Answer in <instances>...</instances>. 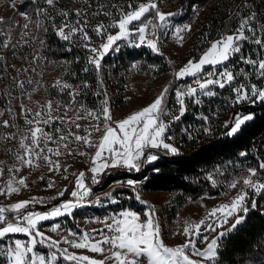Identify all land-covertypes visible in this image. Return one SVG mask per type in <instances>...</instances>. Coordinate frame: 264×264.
I'll use <instances>...</instances> for the list:
<instances>
[{"label":"rangeland","instance_id":"1","mask_svg":"<svg viewBox=\"0 0 264 264\" xmlns=\"http://www.w3.org/2000/svg\"><path fill=\"white\" fill-rule=\"evenodd\" d=\"M57 2L59 1L53 0V4L49 5L46 0H11V3L9 0H0V162H3L0 163V207L11 209L12 205L18 202H29L26 208L18 212H7L5 215L9 222H14V218L22 217L28 212L45 213L65 202L76 203L75 198L71 197V192L78 190L75 180L81 178L89 190V196L81 201V206L75 208L72 214L43 221L38 225V230L48 240L40 243L39 237H37L34 251L45 256L56 253V264H77L76 261L63 258L62 251L65 248L68 249L69 255H83L103 260L104 255L90 252L87 249L72 248L68 243H64V239H78L85 233L97 240L101 239V233L111 236L114 233L108 230L106 223H111L113 217L121 218L120 213L124 210H130L139 215L141 219H146L145 214L154 209L162 241L167 247H179L192 241L198 250L203 251L206 249L207 243H210L212 239L219 238L217 246L219 249L220 243L243 224L247 213L245 214L243 211L237 213L229 218L222 227H218L212 232H209L206 226H202L199 229V235H197V229L194 226L201 221L212 224L220 214L217 213L216 216L209 218V213L222 205H230L242 190L247 192L245 202L248 211L253 208L256 198L262 194H257L252 188H246L243 180L250 178L253 182L264 184V169L260 167L264 158L255 162L250 159L247 153L243 152L238 157L211 168L204 176L209 187L208 190L200 196L188 198L180 206L175 204V195L172 193L144 191L142 189L143 180L138 177L143 169L155 164L161 156L179 155L184 151L186 143L188 144L195 137L212 135L217 125L231 127L234 126V122L238 118L252 117L242 109L260 101L255 99V102L245 100L237 103L234 89L244 86L242 93L250 92L252 86L264 90V77L258 75V65L254 67L244 62V60L259 61L264 59L257 54V44L254 40L260 39V37L256 33L253 20L248 25L252 31L245 29L246 39L237 42L240 52L232 54L228 61L215 68L205 65L196 77L176 78V73L184 68L189 61L198 63L213 42L227 35H236L242 21L251 16L241 17V21L236 27L223 33L216 31L211 34L209 27L203 29V26H200L202 15L199 10L196 9L192 13H188L182 11L175 3L156 0L160 11L165 14H173L167 19L166 25L156 28L154 36L153 28L149 25L146 30L145 44L140 47L134 46L135 43H139L138 35L117 41L114 45L115 50H110L105 55L101 69L97 73L95 66L89 63L92 53L88 51L85 44H88L89 47L99 48L102 41L106 42V35L105 37L99 36L96 29L94 30L90 26L88 20L83 25L84 13L80 11L77 15L79 16L77 17L78 21L76 19L74 25V23L66 21V9L57 8L56 12L57 10L59 13L63 12V18L60 23L55 24L54 17L48 12V9L55 8ZM107 18L108 24H105L107 34L116 35L119 31L118 27H109V25H116L121 16L116 21ZM142 19L158 23L153 13H146L145 18ZM45 21L49 22L48 25L50 24L57 37H60L57 33L61 28L64 34L69 36L67 40L60 37L64 46L69 49L70 47H79L76 51L83 59L79 77L69 68V63L66 60L56 61L48 58L44 53L47 30L44 26ZM139 23L138 21L133 22L134 25ZM25 24L28 25L27 28L24 27ZM185 25H190L191 30L185 28ZM177 28H181L183 31L177 34ZM73 29L77 31L73 32ZM90 31H95L94 36L89 35ZM132 31L136 33L137 30L133 27ZM85 33L91 38L90 41L83 39ZM149 38L157 41L159 54L153 53L146 46ZM244 45H247L248 55L242 53ZM262 49L264 51V47ZM131 51H138L140 57L132 59ZM224 70L234 73L233 81L226 84L224 88H220L218 85L209 86L208 90L213 92L212 96L204 95L198 91L194 97H183L185 111L184 115L180 116V106L175 93L186 91L188 87L199 89V85L196 83L197 79L219 78L218 76L209 77L208 74ZM57 81L61 82V86H57ZM63 84L70 87L65 88L62 86ZM164 88L169 89L164 101L169 113L162 117L167 124L164 142L177 149L175 154L162 147L146 148L145 155H155L157 157L155 161L147 162L142 158L141 161H138L141 163L139 170L129 171L123 167L106 168L98 174V183L93 182V174L90 171L94 166L91 164V160L97 147L88 146L83 141L78 143L74 137H69L68 142L59 144L53 141L47 142L48 148L56 149L61 153L59 156L49 154V159L54 164L58 162L59 171L55 168L50 171V166L42 158L36 161L39 164L38 167L31 168L27 164H20L16 158L18 155H24L27 159L24 150L20 148L19 141L28 136L29 139L24 142L31 146L29 131L31 128L39 126L45 132L52 134L54 141H59L60 136H67L69 131L82 137L87 136L88 133L84 129L92 128V125L96 123L91 117L77 120L76 123L80 124L79 130L75 123L65 125L61 124L59 120H55L49 125H28L26 120L34 119L35 112L46 110L49 101L53 104L52 116H60L65 119L67 117L75 119L77 110L81 116L85 115L84 109L100 111L104 102L107 101V106L113 117L110 124L115 127L116 122L150 105ZM73 94H75V104L68 110L67 117H65L64 105L72 101ZM57 105L60 107L57 108ZM81 105L84 106L83 109L80 108ZM22 109L30 111L22 112ZM173 116L180 118L173 120ZM249 120H245L241 127ZM4 121H8V127L4 126ZM102 123L101 118V126ZM57 128L62 131L57 132ZM13 134L14 138L7 139ZM235 134H231V136ZM101 137L102 131L93 130L89 140L93 145H98ZM64 143H67L68 146L64 147ZM41 147H44L43 140ZM70 150L71 155L68 154ZM79 152H84L85 155L81 156L78 154ZM108 155L107 152L103 153L104 158H107ZM103 162V159L97 160L98 164ZM13 166L19 171L10 172L9 169ZM64 169L67 171L65 172ZM250 169H255L257 174L251 175ZM79 173H84L83 177H78ZM20 179L25 180L24 186L19 184ZM9 180L13 181V187L19 188L18 193H8ZM127 181H133L134 186H130ZM49 183H52L53 187L49 188ZM232 183H235L236 186L229 187ZM61 191L64 192L63 196L58 195ZM137 196L140 197L139 200L136 199ZM236 219H241V223L233 229L232 225ZM55 225H59V228L53 232L51 228ZM188 225H192L193 228L186 235L184 229ZM70 232H75L77 236H69ZM222 232L225 235L220 236ZM203 237H207V240L205 241ZM29 239V236L22 233H9L0 238V260L8 264L6 250L14 248L16 240L26 244ZM49 240L58 241L57 247L50 249L47 246ZM90 242H95V240ZM103 247L110 246L103 245ZM185 254L198 264H217V256L215 261H206L202 257L192 255L190 248L185 249ZM108 264H114V261H108ZM247 264H264V256Z\"/></svg>","mask_w":264,"mask_h":264},{"label":"snow or ice","instance_id":"2","mask_svg":"<svg viewBox=\"0 0 264 264\" xmlns=\"http://www.w3.org/2000/svg\"><path fill=\"white\" fill-rule=\"evenodd\" d=\"M11 3V0H9ZM46 3L51 5L53 0H46ZM131 7V6H130ZM146 13H153L155 19L158 23H153L152 20H145ZM79 15V11L76 13ZM67 15V13H65ZM173 14H165L160 11L158 3L156 0H148L147 3H141L137 8H134L132 11L124 13L121 15L118 23L116 25H109V27H118L119 31L116 35L107 34L106 29L103 25H100L95 30L98 35H106V42L100 44L99 48L89 47L88 44H85V47L88 48V51L92 53L89 58V63L95 66V70L99 73L102 60L110 50H115L114 45L117 41L129 39L133 35H138L139 43H135V47H140L145 44L146 41V30L149 28V25L153 28V36L155 35L156 28H162L166 25L167 19ZM255 17L254 15L247 20L242 21L240 28L237 30L236 35H227L216 42H213L208 49L207 53L204 54L198 63H193L189 61L188 64L182 68L178 73H176V78L180 79L186 76L196 77L200 73L205 65H210L215 68L218 65L223 64L224 62L230 59V56L234 53L240 52L238 41H243L246 39L245 29L252 31L251 28H248L251 20ZM140 22L138 25H134L133 22ZM25 28L28 27L27 24L24 25ZM136 28V33H133L132 28ZM189 31L190 25H185ZM77 31L73 29V32ZM183 29L177 28L176 33L179 34ZM62 39L67 40L68 35L64 34L63 29H59L57 33ZM83 39L90 41V37L85 33ZM254 42L257 45L264 46V39H255ZM6 46V45H4ZM146 46L151 49L153 53L159 54V49L157 47V41L155 39H147ZM245 63L251 64L254 67L258 65V75L264 77V59L259 61L253 60H244ZM87 71V69H85ZM209 77L218 76L219 78H206L203 80L197 79L196 83L199 85V89L188 87L186 91H177L175 93L176 99L179 103L180 116L184 115L185 111V101L183 97H194L197 95L198 91L202 92L204 95L212 96L213 92L208 90L211 85H218L220 88H224L226 84H229L234 79V73L231 71H220L218 73H209ZM57 86H61V82L57 81ZM21 87L23 85H20ZM63 87H70L67 84H63ZM86 86V85H85ZM241 86L240 88H235L236 93L235 100L237 103L243 102L245 100H250L255 102V99H258L260 102H264V90L258 89L256 86H252L250 92H243ZM169 89H162L160 95L148 106L144 107L142 110H139L133 114H130L123 120L116 122L115 127H112L110 121L113 120L112 115L110 114V109L107 106V101L104 102L100 111H89L84 109L85 115L81 116L79 110H77V115L75 119L67 117V112L75 104V94H73L72 101L69 104L64 105L65 108V119L64 117L52 116L53 104L51 101L46 106V110L42 109L35 112L34 119L26 120L28 125H49L55 120H59L61 124L69 125L70 123H75L76 128L80 129V124L76 123L77 120L87 119L91 117L96 123L92 125V128H85L84 131L88 133L87 136H80L74 132L69 131L68 135H61L59 141H54L52 134H49L44 131L43 128L37 126L29 129L31 146L25 144V140L29 139L28 136H25L19 141L20 148L24 150V153L27 156V159L24 155H18L16 158L20 164H27L30 168L33 166H39L36 163L37 160L43 159L50 166V171L55 168L59 171V164H55L49 159V154L61 155V153L52 148L47 147V142L53 141L56 143L68 142L69 137H74L76 142L83 141L88 146H96L97 150L94 153V156L91 160V164L94 165L91 167L90 171L93 174L92 180L94 183H98V174L106 168H117L123 167L131 171L132 169L139 170L141 163L138 161L143 160L147 162H152L157 159L155 155H145L146 148H160L167 150L170 153L175 154L177 149L168 143L164 142V135L166 132L167 124L162 119V117L168 115L169 110L164 104L166 94ZM198 102V101H197ZM60 105H57L59 108ZM81 109L84 108L83 105L80 106ZM30 111L22 109V112ZM101 118L103 120L101 126ZM173 120H178L180 117L173 116ZM252 119L251 116H245L243 118H238L234 122V126H231L229 129V134H235L244 123L245 120ZM4 126L8 127V121H4ZM101 132L102 137L99 140L98 145H93L89 140V137L92 135V132ZM57 132H61L62 129L57 128ZM13 136H9L7 139H12ZM44 142V147H41V141ZM64 147H67V143L63 144ZM39 149V151H37ZM46 149V152H45ZM107 152L109 155L107 158L103 157V153ZM72 154L71 150L68 153ZM79 155H85L84 152H79ZM243 155V154H242ZM35 158V159H34ZM98 159H103V163H97ZM3 163V162H0ZM261 169H264V162L260 165ZM9 171H19L18 168L13 166ZM66 172L67 169H64ZM251 175H256L255 169L249 170ZM84 173H79L78 177H83ZM67 178V177H65ZM43 179V177H41ZM130 186H134L133 181H127ZM19 184L21 186L25 185V180L20 179ZM243 184L246 188H252L257 194H264V184L253 182L250 178H245ZM13 181L9 180L7 185V191L9 194L18 193L19 188L13 187ZM75 185L78 190L71 192V197L75 198L76 203L65 202L62 203L59 207H54L50 211L45 213H33L28 212L22 217L14 218V222H9L6 217V213L9 211L18 212L21 209L26 208L28 201L18 202L12 205L11 209L6 207H0V238L5 237L9 233H22L26 236H29V241L24 244L19 240L14 242V248L6 250V256L8 264H56V253H50L47 256L37 254L34 249L37 244V237H39V242L43 243L45 240H48L38 230V225L40 222L52 220L60 216L72 214L75 208L81 206V201L89 196V190L85 186L81 178L75 180ZM235 183L229 185V187H235ZM49 188L53 187L52 183H49ZM59 196H63L64 192L61 191L58 193ZM246 196L247 192L242 190L236 198L233 199L231 204H226L220 206V208L213 209L209 213V218L216 216L217 213L220 215L212 224H206V221H201L199 224L194 227L197 229V235H199V229L202 226H206L209 232L215 231L216 228L222 227L224 223H227L229 218L235 216L237 213L243 211L247 213L246 205ZM137 200L140 199L139 196L136 197ZM35 200V198H33ZM42 202V201H38ZM146 219H141L139 215L130 211L124 210L120 213L121 218L113 217L111 223H106V227L112 233L111 236L103 235L101 233V239H95V237L90 234H83L78 237V239L68 240L64 239V243H68L72 248L75 249H87L93 253H99L104 255L103 260L92 259L88 256H77L69 255L68 249L65 248L62 251V256L65 260L76 261L77 264H108V261H114V264H198L196 261L189 259V256L185 254V249H191L192 255L199 256L204 258L206 261H215V258L218 254V243L219 238L212 239L210 243H207L205 250H198L195 246V243L189 241L188 243L179 246V247H167L162 241V235L160 226L155 220V210H151L145 214ZM207 219V218H206ZM241 223V219H236L235 223L232 225V228ZM59 228V225H55L51 228V231L56 232ZM192 225H188L184 229V233L187 235L191 229ZM95 231V230H94ZM225 235V233H220V236ZM69 236L76 237L75 232H70ZM206 241L207 237H203ZM95 240V242H90ZM59 242L56 240H49L48 247L56 248ZM103 245H109L110 247L105 248ZM59 251V250H58ZM31 254V255H29Z\"/></svg>","mask_w":264,"mask_h":264},{"label":"trees","instance_id":"3","mask_svg":"<svg viewBox=\"0 0 264 264\" xmlns=\"http://www.w3.org/2000/svg\"><path fill=\"white\" fill-rule=\"evenodd\" d=\"M56 7L49 8L53 22L60 23L66 9V21L74 23L77 12H83V25L88 20L95 30L107 23V17L116 21L124 13L137 8L148 0H58ZM177 4L182 11L192 13L199 10L202 15L203 29L210 28L211 34L223 33L236 27L243 16H253V24L260 39H264V0H157ZM81 9L79 10V7ZM84 6V7H82ZM131 6V7H130ZM78 10V11H77ZM86 10V11H85ZM77 11L76 13H74ZM198 13V14H199ZM78 21V19H77ZM49 23V22H48ZM45 21V54L48 58L66 60L69 68L78 77L82 69V58L75 48L64 46V42L53 32L50 24ZM95 31L89 35L94 36ZM100 36V35H99ZM103 37V36H102ZM105 37V35H104ZM264 46L257 45V54L264 57ZM242 53L248 55L247 45ZM138 51H131L132 59L140 56ZM78 59H80L78 61ZM124 60V59H123ZM251 114L252 119L246 122L235 135H229V128L220 124L210 136H197L188 144L184 151L175 156L163 155L153 165L143 169L139 179L143 180L142 189L148 192H164L175 195L174 202L180 206L188 198H195L208 190L204 179L211 168L234 159L240 153H247L250 159L257 162L264 158V102L255 103L242 109ZM264 256V194L256 198L253 208L245 215L243 224L231 235L226 237L219 246L217 264H247ZM0 264H5L0 260Z\"/></svg>","mask_w":264,"mask_h":264},{"label":"built area","instance_id":"4","mask_svg":"<svg viewBox=\"0 0 264 264\" xmlns=\"http://www.w3.org/2000/svg\"><path fill=\"white\" fill-rule=\"evenodd\" d=\"M99 177H100V179H101L102 176L100 175Z\"/></svg>","mask_w":264,"mask_h":264}]
</instances>
